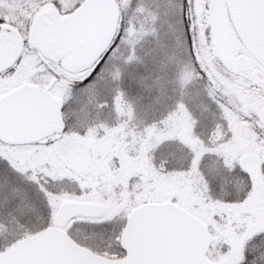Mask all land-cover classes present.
Wrapping results in <instances>:
<instances>
[{"label":"snow or ice","instance_id":"obj_1","mask_svg":"<svg viewBox=\"0 0 264 264\" xmlns=\"http://www.w3.org/2000/svg\"><path fill=\"white\" fill-rule=\"evenodd\" d=\"M0 264H264V0H0Z\"/></svg>","mask_w":264,"mask_h":264}]
</instances>
